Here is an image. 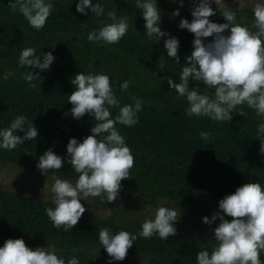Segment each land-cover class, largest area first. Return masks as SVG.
I'll use <instances>...</instances> for the list:
<instances>
[{
  "label": "trees",
  "instance_id": "obj_1",
  "mask_svg": "<svg viewBox=\"0 0 264 264\" xmlns=\"http://www.w3.org/2000/svg\"><path fill=\"white\" fill-rule=\"evenodd\" d=\"M69 1L51 0L53 11L44 28L37 31L18 10L14 12L8 7L10 0H0V129L8 127L20 115L38 129L36 140L24 141L11 151L0 149V161L41 172L37 168L38 158L49 148L62 158L67 157L70 138L82 142L95 124L89 114L79 120L72 117L68 96L75 88L71 80L79 72L108 75L121 107L133 104L134 98L143 101L135 126L116 125L135 160L130 178L121 182L119 195L138 202L148 199L154 202L159 197L167 199L181 214V221L198 229L193 233L179 230L166 241L158 235L139 238L128 250L125 260H112L111 264H132L131 259L135 257L144 258L143 264H196L199 251L211 253L215 247L216 241L207 234V229L219 223L216 220L209 226L202 218H211L219 211V201L243 184L259 182L264 187V155L260 152L264 134L256 131L264 118L256 116L246 105L243 110L247 116L235 113L230 122L190 117L185 114L189 106L186 98H178L167 80L162 79L167 76L178 83L179 74L186 66L185 58L191 55L194 35L180 29L179 23L181 19L192 21L194 5L181 7L176 1L157 0L161 30L179 40L177 64L167 57L164 48L167 36L160 40L146 37L145 21L135 11L136 0H131L128 10L104 9L105 14L100 17L90 9H86V14L77 12L78 0ZM212 8L216 15L209 17L210 21L226 23L222 10ZM177 9L179 16H173ZM232 10L236 11L237 22L240 17H246L251 25L252 8ZM110 11H115L118 18H128L127 34L113 45L89 42L90 31L112 22L107 17ZM204 40L209 43L213 37ZM26 47L35 48L39 56L51 52L56 59L45 71L30 66L22 68L18 60ZM161 63L164 70L158 67ZM27 70L41 76L33 81L36 88H31L21 78ZM6 71L15 75L4 80ZM125 80L130 82L129 89L121 91L120 84ZM194 86H198L201 93H214V89L191 81L190 87ZM118 111V108L111 109L113 118ZM27 127L25 124V129ZM201 132L210 133L211 138L201 139ZM14 134L24 135L19 130ZM47 174L66 180L78 178L67 160L59 171L49 170ZM49 207H55L52 201L0 187V247L9 238H22L33 250L53 243L57 254L66 260L74 256L80 264H108L111 258L100 244L99 230L107 227L113 234L120 230L137 234L143 223L127 212L116 211L105 217L85 211L77 225L65 232L63 228L53 227L45 212ZM225 218L231 220V217ZM261 261L264 264V253H261Z\"/></svg>",
  "mask_w": 264,
  "mask_h": 264
},
{
  "label": "clouds",
  "instance_id": "obj_2",
  "mask_svg": "<svg viewBox=\"0 0 264 264\" xmlns=\"http://www.w3.org/2000/svg\"><path fill=\"white\" fill-rule=\"evenodd\" d=\"M183 6V0H179ZM191 9L192 21L181 19L180 29H187L194 35L193 50L185 58L186 66L179 74V82L170 77L166 79L170 89H174L178 98H186L188 116L208 117L213 121H231L233 114L246 117L243 110H253L258 117L264 118V2H257L253 7L254 20L249 25L246 17L237 22L236 11H233L223 0H199L198 5ZM215 3L222 10L226 23L211 22L209 17L216 15L210 6ZM240 4V3H239ZM12 11H19L29 25L40 31L44 28L48 17L53 11L51 0H15L8 5ZM136 8L141 10L145 21V35L149 40H164L167 57L179 64V40L161 30V10L157 0H136ZM90 9L97 17L105 14L104 6L92 0H78L76 11L86 14ZM179 10L173 16H179ZM111 23L104 24L98 30L88 33L89 42L100 45H113L127 34L129 23L127 17H117L115 11L107 13ZM87 27V25H84ZM227 30V34H225ZM213 37L212 42L205 43L204 38ZM162 56L160 57V59ZM56 58L51 52L36 54V49L26 47L21 50L18 64L22 68L30 66L40 71L50 68ZM164 70L161 63L158 66ZM15 73L6 71L4 80ZM21 78L31 87L36 88L33 81L41 76L25 71ZM191 81L202 83L214 93H201L198 86L190 87ZM75 90L68 96V102L74 119L79 120L89 114L95 124L91 134L79 142L70 138L66 151L67 157L62 158L49 148L38 158L37 168L43 175L49 170L59 171L65 160L77 174L75 183L66 179L53 177L50 188L55 207L45 209L53 227L65 232L73 229L86 211L81 200L89 197H100L102 202L117 200L122 188V180L130 178L135 160L126 138L116 125L135 126L139 122L138 113L143 101L134 98L133 104L120 106V101L113 92L110 77L103 73L84 74L79 72L71 80ZM130 82L120 84L121 91L129 89ZM118 108L113 118L111 109ZM25 124L28 125L25 129ZM16 130L24 133L23 137L15 135ZM258 134H264V122L258 124ZM38 129L24 115L17 116L6 128L0 129V149L11 151L24 141L36 140ZM201 139L211 138L208 132L200 133ZM260 152L264 155V140H261ZM70 157V158H69ZM45 187V186H44ZM111 214V209L106 210ZM181 214L177 210L159 206L154 217L146 219L137 234L120 230L113 234L107 227L99 230V241L112 260L123 261L134 241L139 238L150 239L154 235L162 240L176 235L174 223ZM179 217V218H178ZM225 217H231V220ZM203 223L212 225L219 220L214 228L215 247L211 253L199 251L196 264H262L261 253H264V187L259 182H249L236 188L235 192L226 195L219 201V211L212 217H203ZM53 243L46 247H28L22 238L7 239L0 247V264H80L76 257L67 260L58 255Z\"/></svg>",
  "mask_w": 264,
  "mask_h": 264
},
{
  "label": "rangeland",
  "instance_id": "obj_3",
  "mask_svg": "<svg viewBox=\"0 0 264 264\" xmlns=\"http://www.w3.org/2000/svg\"><path fill=\"white\" fill-rule=\"evenodd\" d=\"M60 1H62V3L70 2L69 0ZM170 1L179 2V0ZM97 2L102 4L105 10H114L120 8L124 11L128 10L129 3H132L133 1L92 0L93 5H95ZM223 2L230 9H242L245 7H250L253 9L257 2H264V0H223ZM198 3L199 0H195V5H198ZM183 4L194 5L193 0H183ZM210 6L217 8L215 3H211ZM135 11L139 14L140 18L144 20L141 15V10L135 7ZM54 176L55 175L53 174L47 173L46 175H43L42 172H31L29 169L22 168L14 162L6 163L0 161V187L15 193L25 195H36L44 200L52 201V194L50 192V188L54 182ZM69 181L75 183L74 180ZM81 203L84 205L86 211L90 213L107 217L109 216V214L106 210L111 209V214L115 213L116 211H122L125 212V214L127 212L129 215L139 217L142 222H144L146 219L154 217V213L157 207L165 206L172 208L174 206L173 202H170L169 200L161 197H159L158 200L154 202L150 199H148L146 202H138L135 198L126 199L121 195H118L117 200L111 203L107 201L105 203L102 202V199L100 197H89L87 201L81 200ZM174 227L177 229V231L181 230L185 233H193L194 231L198 232V229L195 226L190 225L189 227L188 224L184 221H181V219H179L178 222L174 223ZM214 228L208 227L207 234L214 237ZM131 260L132 264H143L146 262V260L142 257H135Z\"/></svg>",
  "mask_w": 264,
  "mask_h": 264
}]
</instances>
